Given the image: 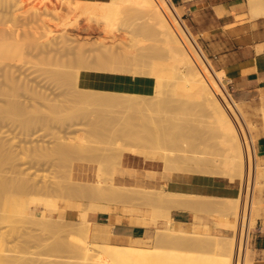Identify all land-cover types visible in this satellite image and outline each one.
<instances>
[{
    "label": "bare ground",
    "instance_id": "1",
    "mask_svg": "<svg viewBox=\"0 0 264 264\" xmlns=\"http://www.w3.org/2000/svg\"><path fill=\"white\" fill-rule=\"evenodd\" d=\"M61 1L62 0H60L59 2L61 3ZM63 3H67V4H65L67 6H65V5L63 6ZM63 3H61V4H62L63 8L65 7V9H64L65 12H67L66 7H68L67 10H70V11H68V13H70V14L66 13V15H69V17L71 19L73 18V21H75V25H77V28L76 27L75 28L78 29V31H77L78 35H80L81 32L83 31L84 35H87V36H84L83 34H81L80 36L77 35L78 36V37L76 36L77 38L75 36H72V37L67 36V38L70 37V39L68 38L69 41L70 40L74 41L77 39L80 41L76 42V44H78V46L75 43H73L74 45L77 46L76 47V46H73L72 43H69L68 39L66 38L67 40L64 42H61V43L64 45L69 44V45H71V47L73 46L76 48L75 49L73 47L69 48V46L67 45L68 47L65 46L66 47L65 49H68V48L69 49L66 50L65 52H64V50H65L64 47L60 48L59 46L56 45L59 43V42H56L57 36L55 35L56 36V38H54L55 40L52 39V40H54L55 46H57L58 49L60 48V50H58L56 47H54V50H58V51H60V53L57 51L55 53H58V54L54 55V53H53V56L51 58L54 59V62L52 61V59H50V56H47L48 57L47 59H50V60H48V61H50V63L52 61L53 63H55L58 66L62 65V68H59L60 66L57 68L56 67L52 68V67H54L55 64L52 65V63H51L52 69L49 67L48 71L51 69V71L54 74H56L54 76L55 77L58 76V78H56L57 81H60V79L63 77V80H61V82L63 84L71 83V84L65 85V88H68L66 86H70V85L73 86V89L76 92V94H75L76 98L71 97L72 95H69L71 93L70 91L72 89L69 91V88H68L69 92H67V91L64 92L66 89L64 88L65 90H63V87L60 86V84H59L60 88H62V90H63V91H60V93H59V91H58V93H56L57 98L60 102L51 103V104H47V105H48V107L51 108V110H54V111L56 110L55 113H57V111H60L58 109L60 108V106H62V103L64 101L66 102V100H68L69 98L77 99L74 102H79L77 104V107H79V108H77V107L74 108L76 106L75 103L73 104V106L75 105L74 107L69 108V106L72 104L67 102V104H69L67 106L68 109H66L67 107L65 108L66 104L63 105L62 109H66L63 111V114H66V113L69 114L68 110H70L71 108H72L71 111L72 110H75V111L79 110L80 106H78V105L80 103H82L83 105L87 104L85 106H89V105L95 106L96 108H98V110H99V108L101 109L104 106H107V107H105V109L103 108L100 111L101 112H111V118H112V112H115V113L118 112L119 113V114L117 113L116 116H115V113H113L114 116L117 118V120H115L117 122H116V124L114 123L115 127H114V129L112 128V130H114L113 133L116 132L118 134V136L116 138H119V140H121V141L115 142L117 145L114 147V152H113V155L115 154V156H113L115 158V160L113 161L112 164L110 163L111 165L109 164L107 167L106 163H108L109 160L107 161L106 159H105L106 163H103V162L100 163V161H98L100 164L98 163L99 165H97V167H96V178H95V180L89 181V182H81V183L77 182L78 185L74 184V186H76V187H74V189H72L77 193L76 195H80L81 197L86 196V195L93 196L95 198L94 200H96V201H94L95 203L92 202V204L90 201V207H92V206L95 207L94 208V211H95L96 205L98 206V209H100V206H101L102 207V209H100L101 213L108 214V216H107L108 220L106 222L105 221H103V222L98 221L97 220L98 214H92L90 211H87V210H89L88 208H85L87 212H84L85 211L84 208H83L84 211H81L78 202L74 200L75 202H77V203H74V202H72L73 201L72 199L70 202L71 211H70L69 216H68V218H71V220H68L65 222L60 221V220L56 219L55 217L49 216L48 214H47V216H35V217H32L30 219L32 222H34L36 224L39 223L41 226H44L43 227L44 229L46 227H49V229L55 228V230L53 229L55 232L56 229L59 228V230L57 229V231H59V233H60V229H64V231L63 230L61 231L63 234H64V232H66L65 229H67L68 232L69 231L71 233L73 232L72 234L68 233V235H71L73 240L75 239V241L73 243H77L76 242V235H75V237H73L74 233L77 234V240H78V235H79V238H80L79 242L80 243L78 244V246H75V247H74V245L72 246L74 248V250L76 251V255L79 257L80 256L85 257V258L87 257V260H88V257H90L89 258L90 260L93 257L92 260H95V261H89V260L88 261H80L77 263L72 262L71 260H64V261H59L58 264H73V263H75V264H111V263H113V264H251L249 258H246V256H245V253H246L245 249L247 247V242L250 241V230L251 229L248 231V237H247L246 231L249 228V224H250V217H251V212L253 209L252 199H254V197H253L254 187H256L255 184H257V183H255V182L258 179V178L256 179V177H257V175H256L257 160H256L255 153L253 151L252 137L248 133V127L250 124L242 121L240 113L238 112V110L234 106L233 99L231 98L230 94H228L222 86L223 78L227 76L225 70L224 69H215L212 67V65L209 62H207L205 60V58L203 57V55L201 54V52L197 48L194 40L192 39V37L188 33L187 29L185 28V26L182 24L179 17L177 16V13L175 11L172 0H73V1L64 0ZM63 8H61V9H63ZM250 10H251L254 18L256 16L259 17L260 15H263L264 14V5L262 4V0H250ZM59 12H61V11H58L56 14H54V15H56V17H55L56 19L54 21L58 20L55 23V25L56 26L62 25V26H60V29H62V30H66L67 28L70 29V27L66 26V25H68L67 23H69V22H67L65 20V18L67 19L68 17L65 16V13L63 12V10H62V12L64 13V15H63V13H59ZM101 18H104L105 22L108 24L110 31H113L110 27H112V28L114 27L116 29H119L121 24L120 25H118V24L122 23L123 26L125 25L131 29L130 30L128 28L129 31L132 32L131 35L123 36L127 40H125V38L122 39L121 36H120V38L116 37L114 32L117 34V30L115 29L116 31L114 30L112 36L110 35V33H112V32L109 33L111 38L108 36H107L108 37L107 38L105 35H103V36L101 35L99 38L95 39V41L91 40L92 41L91 42L90 38H89L90 34L92 35V34L96 33L97 30H98L97 31L98 33L100 32L99 29H97V27H99V26H97L95 28L94 26L96 24L93 26L92 22L94 21V19L99 21ZM83 20H85V22L81 23V21H83ZM54 21H52V22H54ZM73 21H72V23H74ZM69 25H71V24H69ZM81 25H83L84 27H81ZM114 25H116V26L118 25L119 28L114 26ZM65 26L67 28H65ZM123 26L121 27V29L123 28ZM89 27H91L90 31L92 29H94V30H92L93 33L89 32V30H88ZM108 27L106 28V30L108 29ZM81 28H86L87 30L84 31ZM76 29H75V31H76ZM80 29H81V32H80ZM108 32H109V30H108ZM108 32H107V35H108ZM4 33L6 34V30ZM136 33L137 34L138 33L139 34H146V35H143V37L145 36V39L144 38L143 39L144 40H152V41L144 42V40L141 39L142 35H140L141 37L138 36V38L135 37V36H137ZM133 34H135V35H133ZM147 34L151 35V36H147ZM1 35H3V32ZM62 35H63V33H62ZM3 36H0V39H2V38L4 39V41L3 40L0 41V69L3 70V73L5 74L6 78L9 79L10 85H12V86L10 87V85L8 84V81H6L5 84H6V86L8 84V87H10V88H14L13 91L16 90V93L18 92L17 89H19L20 87H22V89L24 88L25 92H26L24 95H25V98H27V101H25V100L23 101L21 99L20 100L19 99L13 100V97H12V101H10L9 100L10 98H8V100L10 101V102H8V100L6 98L7 101L4 99L6 101V102L5 101L4 102L7 104H4V107H6V105H8V104H10V105L7 106L5 111L3 110L4 107L1 108L0 112L1 111L6 112V110H7L6 113H7V115H9L8 112H10V110H11V113L16 115V117L17 116L23 117L25 115V118L29 117V115H31L32 117L31 118L29 117L30 122H31V120H33L32 122H34V119H33L34 116L30 112H28L29 109H27V108H28L30 103L35 105L38 97L45 98V96L40 95V93H38L36 91H30L31 88L28 87L29 86L28 84L25 83V85H24L22 83V81L20 82V81H18L17 78H15L16 76L14 77V74L11 71V69L6 66V65L12 66L13 65L12 62H11L12 65L10 63H8V64L5 63L3 65L2 62H4V60H21L23 58V53H24V52L22 53L21 50L23 49V47H25L23 45L25 40H29V41H31V40L37 41L38 40L37 43H39V45H40L39 47L41 48V44L39 42V41H41V38L39 40L38 38L35 39L36 36L35 37L30 36L31 37V39H30L28 36V38H26V39L23 38L24 42L22 44V41H21L22 36H21L18 39L21 42V44L23 45V46L21 45L22 49H20V46L16 42H10L9 39H8V42H6L7 40H5V39H7V38L5 36L4 37ZM58 36H60V34ZM63 36L61 38H63ZM113 36H115V37H113ZM18 37L19 36L16 35V38H18ZM73 37H75V38L72 40L71 38H73ZM94 38H96V36ZM64 39H60L59 41H62ZM44 40H46V39H44ZM28 42H25V43L30 44V46H31L32 41L30 43H28ZM65 42H68V43H65ZM118 42H119V44H118ZM34 43H32V44L35 45L36 43L35 44ZM41 43H43V42H41ZM36 45L38 46V44H36ZM262 45H264V44H262ZM44 47H43V51L46 50V49H44ZM61 47H62V45H61ZM49 49H51V48L49 47ZM92 49H95L97 52L95 50H92ZM34 50H35V47H34ZM54 50H51V51H54ZM89 50H91L90 51L91 53L87 52ZM258 50H261V46L258 48ZM32 51H33V49H32ZM35 51H33V52H35ZM40 51H41V49H40ZM28 53L31 54V52H28ZM28 53H26V54H28ZM39 53H41V52H39ZM32 54H34V53H32ZM36 54H37V52H36ZM69 55H70V58L68 61L65 59H61L62 57L64 58V56H69ZM24 57H26V55ZM71 60L72 61L75 60L76 63L72 62V64L70 65L71 68L69 70H68V68L64 69V67L67 66L68 62ZM46 69L47 68H45V70ZM60 71L63 72V75L61 74L62 72H60ZM105 72L117 73L118 75H121L124 77H128V76H126L127 73H131L135 76V77H133L134 79L140 78V75H147V76H149V80H153V84H152L151 88H148L146 86H139V85L136 86V85H128V84H124L122 86H119L116 83H107L104 81H100L96 76H94L96 74H103ZM59 73L62 75L61 78H60L61 75L59 76ZM4 74H2V75H4ZM106 74H108V73H106ZM50 75L52 76L51 73H50ZM91 77H93V79ZM22 84L24 85V87ZM0 86H1V84H0ZM8 87H6V88H8ZM2 90H4V89H2ZM5 91L6 90H4L3 92H5ZM22 91H20V92H22ZM0 92L2 93V91H0ZM7 92H8V89H7ZM65 93H68V95L70 97L68 95H65V97L68 96L69 98L66 97L65 98L66 100L61 102L64 98L62 99L61 98L62 95H60V94H65ZM72 93L74 94V92H72ZM151 93H152V95H151ZM21 94H23V93H21ZM14 95H15V93L12 96H14ZM10 96H11V94H10ZM18 96H19V94H18ZM16 97L14 96V98H16ZM72 99H70V101H72ZM173 99H178V100L180 99L181 101H183V103L187 99V102H185V103H189V102H192L193 104L196 103V105H194V106L200 105L201 107L200 106L199 107L203 108L200 111L203 112V110H206L205 111V114L207 115L206 116V118H207L206 122L209 123V125L212 123V121L215 122V124L214 123H212V124H214L215 129H217V133L219 132L218 136H219V134H220V136L224 134L223 136L226 138L228 143L222 142L224 139L223 136H222L223 139H222V137L219 136L222 139V141H221V139H219V140L222 143H224V146L226 145V148H227L226 150L229 149V146L231 148V152H230V150H228L227 152H230V154L228 153V156H230V157L232 156V159L229 157L228 160H230L229 164H231L230 165L231 174H233L235 176V178L233 179V180H235L234 183H236L238 181V179L241 181V179L245 177V173H246V177H245L246 183L244 185V192H243V198H242V204H241L242 208L240 207V203H241V201H240L241 191L240 190L235 195H228L226 200L222 198L223 200H225L223 202L224 203L223 205L225 207V208L223 207L224 213L221 212L222 216L218 215L215 223L219 226H223L224 228L231 229L232 231H234V234H232V235L218 234V237H221V240L219 238L220 242H219L218 238H216L215 235H212L211 238L208 236L209 239L206 236L207 240L205 238H203L202 234L206 232V223L201 222V221H193L192 228H178V227L171 226L172 221L177 219L172 215V212H171L172 207H174V208L176 207L177 209L181 208L182 210L184 208L191 207V206H188L190 202H188L189 200L187 197H186L187 201L183 197L180 198L179 195L181 193L179 192V190L169 189V188L164 190V189L156 187V186L136 187V186H131V185H127V184H122V183H119L115 180V176H116L117 171L130 170V169H135V168H142V169L148 170V173L150 176H156V175L161 174L163 176L171 177L174 173L173 172L174 170H176V169L180 170V168H184L182 166L185 164H182V163H184V161H186V160H188L186 162H189V161L194 162L196 160V162L200 165V168L202 167L201 169L196 168V170H198V171L201 170V171H199L200 173L202 172V173L206 174V172H207L208 174L213 173L210 175H215V171L217 172L216 167H218V165L217 164L213 165V167L216 170L213 167H211V164L208 165L209 163L212 162V161L210 162V158L208 156H207L208 159L206 158L207 161L204 160V164H203L202 160L205 159V157H206L204 155L205 157L203 159L201 158L202 157L201 155L203 153H201V155H200L201 157H200L198 155V153L197 154L195 153V149L193 150V148H192L194 153L199 156L198 160L201 159L198 162L196 155H194L195 159L193 158V160H191L192 158H190V156H187L189 153H187L186 156H185V154L180 155L179 153H178L179 154L178 155V154H176V151L173 149L174 146L171 148L172 145L176 144L175 142H178V141H176L177 137H172L173 136L172 133L174 131L171 133V131L167 130L168 127H170L169 125H172L170 119L168 120L167 118H165L166 115L165 116L163 115L164 117H162L160 114H161L163 108L167 109V111H168L167 113H169L171 108L169 107L170 110H168V108H166V107L169 106L170 103H172ZM175 103H176V101H175ZM1 105L2 104H0V106ZM181 105H182V103H181ZM173 106L174 105H172L171 107H173ZM186 106H187V104H186ZM190 106H192V105H190ZM9 107H10V110L8 111ZM95 107H93V109H95ZM81 108H82V106H81ZM91 109H88L87 111L93 113ZM89 110H91V111H89ZM102 110H104V111H102ZM148 110L150 113H148ZM188 110H190V109H188ZM65 111H67V112H65ZM75 111H73V112H75ZM84 112H86V111H84ZM84 112H82V115H86V114H83ZM96 112H98V111H96ZM11 113H10V115H11ZM77 113H79V111H77ZM47 114H48V112L46 113V115ZM59 114H60V116L63 115L60 112H59ZM68 114H66L67 117H65L66 116L65 115L64 118L70 119L74 113L71 112L72 116L69 114L70 117H68ZM79 114L81 115V112ZM94 114H95V110H94ZM98 114H100V113H98ZM165 114H166V111H165ZM181 114H184V113H181ZM5 115H6L5 113H4V115H3V113L1 114V116H3V117ZM7 115H6V117H7ZM57 115H58V113H57ZM74 115H75L74 117H76V114H74ZM87 115L89 116V113ZM92 115L90 114V116H89L90 120L92 119V117H94ZM103 115H104V117L106 116L105 114H103ZM178 115H177V117H179ZM45 116L43 115V118ZM60 116H58V117H60ZM109 116H110V114H109ZM22 117H19V118H21V120H23V123H25V121L28 120V118H26V120H24V119H22ZM101 117H102V115H99V119H96V120H103L104 118L100 119ZM47 118H49V115H48V117L46 116V119ZM60 118H62V117H60ZM95 118H98V117H95ZM95 118H93V120H91L90 122L87 120L89 122L88 124H90L93 121L91 124L94 125V119ZM204 118H205V116H204ZM211 118H213V119H211ZM0 119H1V117H0ZM2 119L4 120L5 118H2ZM12 119H10V121H12ZM52 119H55V117ZM208 119H209V122H208ZM61 120H60V122H61ZM111 120H114V119L112 118ZM4 121H2V122H4ZM14 121H16V120H14ZM52 121H54V120H52ZM106 121H108V122H106ZM210 121H211V123H210ZM2 122H1V124H2ZM7 122H8V120H7ZM18 122H20V121L18 120ZM35 122H36V118H35ZM55 122H57V120H55ZM105 122H106V124L109 123V118H108V120L106 119ZM176 122H174V120H173L172 123H176ZM10 123L12 124V122H10ZM20 123H21V131H22L23 125H22V122H20ZM26 123H27V121H26ZM96 123H98V121ZM99 123L101 124L102 122H99ZM4 124H2L1 127L2 126L6 127ZM9 124L6 123V125H9ZM15 124H17L18 127L20 126L19 123L14 122V125ZM111 124H113V122L112 123L110 122L109 126ZM95 125H97V124H95ZM243 125H244V128H243ZM12 126H13V124H12ZM100 126H98L96 128L98 129ZM30 127L28 125V128H30ZM90 127H92V126H90ZM103 127L105 128L106 126H103ZM194 127H196V126H194ZM197 127H199V126H197ZM24 128L26 130L27 125H25ZM92 128H90V129L92 130ZM107 128L108 127H106L105 131H101V129H100V131L105 132V134H107L108 133ZM179 128H180V126H179ZM4 129L5 128H3L2 130H4ZM95 129H93L91 131L92 133L95 131L94 134L96 132H98ZM176 129H175V131H176ZM18 130H19V128H18ZM102 130H104V129H102ZM112 130H110V131L112 132ZM220 130L223 134L220 132ZM0 131H1V129H0ZM106 131H107V133H106ZM185 131L187 132V130H185ZM2 132H1V134H2ZM182 132H183V130H182ZM183 133H185V132H183ZM193 133H195V132L193 131ZM200 134H202V133H200ZM95 135L98 136L99 134H95ZM214 135H212V139H213ZM102 136H104V135L102 133H100V136H98V137L101 138ZM105 136H107V135H105ZM174 136H177V135L174 134ZM0 137L2 138L4 136H0ZM98 137L95 136V139L93 137H92V139H94V141H95L97 138L96 141L100 140V142H104L103 139L98 140ZM108 137H111V136H108ZM89 138H88V140H87V138H85L84 140L77 142V143H70V142H67L65 140H63V141L61 140L62 142L58 141L60 143H57L59 145L56 144L59 147V151H57V152H61L60 151V148H61L62 152L64 149H65L64 152L65 151H67V152L72 151L71 152L72 155H73V153H74V155L76 154L78 157L76 155H75V157L78 159H80V158L85 159V157H89V156H92V157L95 156L96 157L98 155L99 151L97 152L95 150L99 149L98 146L100 144L99 145L96 144L97 148H95V146L94 147L91 146V144L93 145V143L90 144L88 142ZM116 138L114 136V139H116ZM192 138H191V140H192ZM0 140H2V139H0ZM3 140H4V138H3ZM104 140L106 141V138H104ZM111 140L112 139H110V141ZM194 140H195V138H194ZM194 140H193V142H194ZM210 140H209V142H210ZM107 141H108V139H107ZM198 141H200V140H197L196 143H198ZM202 141H204V140H202ZM5 142L6 141H2V144H0V145L3 146L5 144ZM117 142H119V145L117 144ZM168 142H169V144L172 143V145H170V147H167L168 145L167 146L165 145ZM190 143H191V141H190ZM212 143H214V142H212ZM212 143L209 145L212 146L213 145ZM185 144H187V143H185ZM227 144H228V147H227ZM179 146H180V144H179ZM205 146H203V147L205 148ZM215 146H216V143H215ZM58 147L56 148V146H55V149H58ZM68 147H70L69 150H67ZM203 147H202V150H204ZM107 148H109V147H107ZM110 148H111V150H113L112 147H110ZM183 148H184V146H183ZM0 149H1V147H0ZM10 149L8 148V150H10ZM52 149H54V148H51V150ZM102 149L105 150L104 147ZM185 149H186L185 151L187 152L188 150L186 147H185ZM188 149H189V147H188ZM198 149H199V147H198ZM1 150H0V152H2ZM6 150H7V148H6ZM6 150H5V152H6ZM109 150L110 149H108V151ZM214 150H215V148H214ZM45 151L47 152V150H45ZM106 151L107 150L100 152V154L98 156L100 157L101 153H103V157L105 156V158H107L106 157V153H107ZM190 151H191V148H190ZM40 152H42V151H40ZM44 152H43V154H45ZM54 152H56V150ZM201 152H203V151H201ZM208 152H209V150H208ZM3 153H4V151H3ZM7 153L9 156V151ZM204 153H205V151H204ZM231 153H233V155ZM46 154L49 155L48 153H46ZM60 154H62V153H60ZM65 154H67V153L65 152ZM205 154H209V153H205ZM38 155H41V154H38ZM109 155L112 157V152H111V154H108V158H109ZM191 155H193V154H191ZM10 156H9V158H10ZM13 156H14V153H13ZM70 156L71 155H69V157ZM122 156H124V157L122 158ZM1 157L5 161L6 158H3L4 156H0V158ZM61 157L65 158V160L62 158L63 162L64 161L68 162V159H67L68 155H66V157H65V155H62ZM71 157L74 158V156H71ZM99 157L97 159H102V161H103V157L102 158H99ZM111 157H110V159H113ZM187 157H189V158H187ZM72 158H71V160H69V163L73 161ZM90 158L91 157H89V160H90ZM120 158H122V160ZM181 158L182 159L185 158V160L184 159L182 160ZM218 159L216 158L215 160L218 161ZM58 160L60 161V159H58ZM212 160H213V158H212ZM180 161H182V163ZM7 162H8V159L5 163H7ZM67 162H65V163H67ZM179 162H180V164H179ZM206 162H207V164L205 165ZM230 162H232V163H230ZM5 163L3 162L2 164L4 165ZM59 164H58V166L61 168L62 164H61V166ZM178 164L179 165L182 164L181 167L179 166L180 168L178 167ZM212 164H214V163H212ZM69 165H72V163ZM201 165H205V166H201ZM207 165L211 167L210 170H209V167ZM2 166H0V167H2ZM105 167H107V168H105ZM188 167H190V166L188 165ZM188 167H186V168L188 169ZM232 167L235 171H233V169L231 170ZM63 168L65 169V167H63ZM191 169L188 171H191ZM213 169H214V171H212ZM67 170H68V168L65 170L66 173H67ZM70 171L71 170L69 168V172ZM104 171L110 173V177L105 178L103 175ZM232 171L236 172L235 174H237V177L234 173H232ZM244 171H245V173H244ZM180 172H182V171H180ZM243 174H244V177H243ZM62 175H63V173H62ZM217 175H219V174H217ZM57 177L58 176H56V178ZM68 177H70V173H69ZM27 178H29V177L27 176ZM232 178H231V181H232ZM8 179H9V177H8ZM15 180H18V179H15ZM24 180H25V177H24ZM55 180H57V179H55ZM5 181H6V178L4 181L1 180L0 185L4 186V188H6L8 190L7 186H5V185L9 182L8 181L5 182ZM11 181H14V180L12 179ZM19 182H18V184H19ZM27 182H28V180H27ZM24 183H23V185H24ZM28 183H30V182H28ZM62 183H64V181H62ZM62 183H60L61 186H62ZM10 184H12V183H10ZM10 184H8L9 187H10ZM18 184H16L17 187H18ZM29 186H31V185H29ZM44 186H45V184H44ZM61 186H60V188H61ZM60 188H58V189L60 190ZM10 189L11 188H9V192L12 193V190L10 191ZM14 189H15V187H14ZM19 190H20V188H19ZM3 191H6V190H2V192ZM55 191H57V190H55ZM47 192H48V190H47ZM4 193L5 192H3V194ZM45 196H47V195L45 194ZM177 196H179V197H177ZM76 197L79 198V196H76ZM93 197H91V198H93ZM210 197H211V195H210ZM1 198L2 197H0V199ZM87 198L85 197V199H87ZM179 198L182 200V202ZM196 198H198V197H196ZM224 198H226V197H224ZM206 199L203 198L201 200V198L200 199L198 198L200 203H201V201H205ZM219 199H221V197H219ZM183 200L185 202H183ZM209 200H211V201L209 202ZM21 201L22 200H19V202H21ZM206 201H207L206 204L208 205L207 206L208 211H209V208H210V210L211 209L213 210L212 212H215L214 209H216V213H217V209H219L218 206L220 204H216L217 208H214L215 200L207 199ZM41 203H46V199L38 198L35 200L34 198L30 197L29 200H27V202L25 203V205H15V210H19L20 212H29L28 210L32 206H35V208H37V209H35L34 212L38 213V208H39V205ZM81 203L84 204V202H81ZM86 203H88V202H86ZM127 203H130V205L132 204L133 206L132 205L128 206ZM184 203H185V205L187 204V206H183ZM192 203H193V201H192ZM208 203L213 204V205L211 206ZM215 203H218V202L216 201ZM88 204H86V205H88ZM195 204H193V205L195 206ZM190 205H192V204L190 203ZM1 206H2V204H0V207ZM196 206H198V204H196ZM196 206L191 207V208H193V210H194V208H196ZM200 207L201 206H199V210H201ZM239 207H240V215H239ZM118 208H120V209L126 208V210L129 212V217H130L129 221L131 223L149 224L154 219H167L169 225L167 228H162V227L157 228L155 240H154L155 246L151 245V246L145 247V246H137V245H133V244L119 243V244H115V246L109 247L108 251L106 252V254H107V256H106L105 252L102 253V250H103L102 241L104 240V238H106V240H107V238L110 237L111 227H113L112 226L113 223L119 219L118 217H115V215H114V210L118 209ZM98 209H97V211H98ZM195 210H198V209H195ZM0 211H2L1 208H0ZM218 212H219V210H218ZM1 214H2V212H1ZM2 217H3V215L0 218H2ZM82 218H85L87 220L82 221ZM190 219L193 220V215H191ZM39 224H37V225H39ZM55 234L57 235L56 232H55ZM51 235L52 234H50V236ZM64 235L66 237H68L67 240H65L66 237L62 236V238L63 237L65 238V239L63 238L64 241L70 243L71 239L69 238V236H67V234H64ZM212 237H215L216 240ZM236 237H237V239H236ZM40 238H41V235H40ZM57 238L59 240V238H61V236L59 235V237H57ZM62 238L60 239V242L58 241L57 243L61 244ZM54 239L55 238L52 239V242L54 241ZM69 239H70V242H69ZM211 239L214 242V246L216 245L215 247L216 248L218 247V249H215V247L213 246V243L211 242ZM209 240L211 242L210 244H209ZM56 241H57V239H56ZM215 241L219 242V244L216 243ZM65 242H63V243H65ZM54 243H56V242H54ZM54 243H51V244H53V246H55V250H58V248L60 249V247L63 244L62 243L60 246L58 244L54 245ZM73 243H70L69 246H67V247H70V245H72ZM84 243L86 246L84 245ZM87 243H89V244L91 243L90 244L91 246L90 247L87 246ZM56 245H58V248H56L57 247ZM66 245H67V243H66ZM211 246L214 247L215 250H213V248H211ZM63 247H65V245H63ZM72 247L69 248L70 251H71ZM113 247H116V248H113ZM202 247L203 248L205 247L204 248L205 251L200 252L202 250ZM207 247L209 248V250L211 248V250H210L211 252L213 251V253H211L212 257L209 256L210 254L207 255V253H205V252L209 251ZM198 248L200 249L199 251L197 250ZM64 249H61V250H64ZM206 249H207V251H206ZM217 250L219 251V253H217L218 252ZM66 251H68L67 248H66ZM103 251H106V250H103ZM90 254H92V255L95 254V257H96V255L97 256H99V255L103 256L104 261L98 260L97 259L98 257H96L94 259V255L91 256ZM214 254H215V256H216V254H217V256L220 255L219 259L217 258V256H216V259L214 258L216 260L215 262H213V259H212ZM70 255L74 256V254L73 255L69 254V256ZM105 256L107 257L108 261H105V259H106ZM14 261H16L17 264H20L23 260H22V258H20V259L17 258ZM109 262H111V263H109Z\"/></svg>",
    "mask_w": 264,
    "mask_h": 264
},
{
    "label": "rangeland",
    "instance_id": "2",
    "mask_svg": "<svg viewBox=\"0 0 264 264\" xmlns=\"http://www.w3.org/2000/svg\"><path fill=\"white\" fill-rule=\"evenodd\" d=\"M59 1L58 0L57 1L56 0H53V1L52 0H0V36H3V35L5 36L7 34L5 36L7 38V39H5V40H7L6 42H8V39H9L10 42H16L20 46V49H22V46L23 45L25 46L21 50L22 53L24 52L23 53V58L21 60H4V62H2V64L4 65L5 63L6 64L10 63L12 65V63H13L12 66H8V65H6V66L11 69V71L14 74V77L16 76L15 78H17L18 81H20V82L22 81V83L24 85H25V83L28 84L29 85L28 87L31 88L30 91H36V92L40 93V95L45 96V98L38 97L37 98V102L35 103V105L32 104V103H30L29 106H28V108H27V109H29L28 112H30L34 116L33 117L34 122H32L33 120H31V122L33 124L30 122V119H29V117L30 118L32 117L31 115H29V117H26V118H28L29 121L26 120L25 115L23 117L22 116H17L16 117V115H14V114L11 113L10 107L8 109V111L10 110V112H8V113H9V115L11 113L12 116L11 115L10 116L7 115V113H6L7 110H6V112H4V111L7 108V106L10 105V104L6 105V107H4V104H7L5 102L8 100V98H10L9 99L10 101H12V97H13V100H15V99H19L20 100L21 99L23 101L24 100L27 101V98H25V95H24L26 93L24 88H23L24 90L22 89V87H20L19 89H17V91H18L17 93L19 94V96L16 93V90L13 91L14 88H10L12 85H10L9 79L6 78L5 74L3 73V70L0 69L1 70L0 71V84H1L0 91H2V93L0 92L1 93L0 94V98H1L0 99V104H2L0 106V109L4 107L3 108L4 111H1L0 112V117H1V119L2 118H5L4 119L5 121L3 119L2 120L0 119L1 120L0 121V129H1L0 134L3 131L0 136H4L2 138L0 137V139H2V140H0L1 141L0 144H2V141H6L5 144L3 143L4 144L3 146L0 145V147L2 149V150L0 149L2 151V152H0V156H4L3 158H6L5 161H4V159H2V157L0 158V161H1L0 162V166H2L3 165L2 163L3 162L5 163L7 161V159H8V162L5 163L2 167H0L1 168L0 169V181L1 180L4 181L5 178H6V181L5 182H7V181L9 182V183H7L5 185V186H7L8 190L6 188H4V186H1L0 185V188H1L0 189V192H1L0 193V197H2L0 199V204H2V206H3V207L2 206L0 207L1 210H2V211H0V217L3 215V217L0 218V264H17L16 261H14L17 258H19V259L22 258L23 261L20 264H58L59 261H64V260H71L72 262H76V263L77 262H80V261H88V260L89 261H95V260H92L93 257L91 258V260L89 259L90 257H88V260H87V257L86 258L85 257H82V256L79 257V256L76 255V251L74 250V248L72 246L73 245H74V247L75 246H78V244L80 243L79 242L80 241L79 235H78V240H77V234L74 233L73 237H75V235H76V242L77 243H73L75 241V239L73 240V238L71 237V235H68V233L70 234L71 232L70 231L68 232V230L65 229L66 232H64V234H67V236H69V238L71 239V242H70V239H69V242L70 243H73L72 245H70V247H72L71 248V251L73 250L71 252L69 250L70 247H67V246H69L70 243L64 241V239H65L64 237H66V236L61 232L62 230L64 231V229H60V233H59V231H57V229L59 230V228H57L56 231H55L57 233V235H56L55 232H54L55 228H53L54 230L52 228L49 229V227H46L44 229L43 228L44 226H41L39 223H37V224H39V225H37L36 223H34V222H32L30 220L32 217H35V216H47V214L49 216H51V217H55L56 219H58L60 221H64L65 222V221L71 220V218H68L69 213L71 211V208H70L71 199L73 200L72 202H74V203H77L78 202L81 211H84L83 208L84 209L85 208H88L89 210H87V211H90L92 214H99V213H101V210H100V209H102L101 206H100V209H98V206L96 205V210L95 211H94V208L95 207H93V206L90 207V201H91V204H92V202L96 201V200H94L95 198L93 196L86 195V196L81 197L80 195H76L77 193L74 190H72V189H74V187H76V186H74V184L76 185L77 182L78 183H81V182H89V181L95 180V178H96V167L101 162L106 163L105 159L107 161L109 160V162L106 163L107 167H108V165L110 163L112 164L113 161L115 160V158L113 157V156H115V154L113 155L114 147L117 146L115 142L116 141H119V142L121 141V140H119V138H116L118 136V134L116 132L113 133L114 130H112V128L114 129V127H115L114 123L116 124V122H117V121H115V120H117V118L115 116H116V114L118 112H116V113L115 112H112V118L114 120H111L112 119L111 118V112H101L100 111L103 108L105 109V107H107V106H104V107L102 106L103 108H101V109L99 108V110H98V108H96L95 106H90V105L89 106H85L87 104L83 105L82 103H80L78 105V106H80V109L79 110H76V111L75 110H72L71 111L72 108L70 110H68L70 115H71V112H72V113L76 114V117H74L75 115L73 114V116L71 115L73 118L72 117L70 119L69 118L68 119L64 118V116L66 114H68V113L63 114V111L66 110V109H68L67 106L69 104H67V102L70 103V104H72V105L69 106V108L70 107H74L75 105L76 106L74 108H76L77 107V104L79 103V102H74V101L77 100V99H75L76 98V95H75L76 92L73 89V86H71V85L70 86H66V87L69 88V91L72 89L70 91L71 93L69 95H72L71 97H75V98H73V99L72 98H69L70 96L68 95V93L60 94V95H62V97L61 96L60 97L62 99L64 98L61 102H63L64 100H66L65 98L68 97V96H69L68 97L69 99L66 100V102L64 101L65 103L64 102L62 103V106H60V108L58 109L60 111H57L58 115H57V113H55L56 110L55 111L54 110H51V108L48 107V105H47V104H51V103L60 102L58 100V98H57L56 93H58V91L60 93V91H63L65 89L66 90L64 92H66V91L69 92L68 91V88H65V85L71 84V83H68V84L65 83V84H63L61 82V80H63V77H62L63 72L62 71H60V72H62L61 73L62 75L59 73V76L61 75L60 78L61 77L62 78L61 79L59 78L60 81H57L56 78H58V76L55 77L54 75H56V74H54L51 71V69L52 68H55V67L57 68L59 66H60L59 68H62V65H59L58 66L55 63H53L54 62V59H52L51 57L53 56V53H54V55L55 54H58V53H55L56 51L60 53V51H58V50H60V48H63L64 47V49H65L66 48L65 46H67V45L69 46V48L71 47V45H69V44H67V45L65 44L64 45V44L61 43V42L66 41L68 38L70 39V37L67 38V36H71V37L72 36H75L76 37L78 35V33H77L78 29H76L77 28V25H75V21H73V18L71 19L69 17V15H66V13L67 14H70V13H68V11H70V10H67L68 7H66L67 8L66 9L67 12H65V10H64L65 7L63 8L62 7V4H61V3L64 2V0H62L61 3ZM67 1H69V0H67ZM71 1H73V0H71ZM65 4H67V3H63V6ZM262 4L264 5V0H262ZM65 6H67V5H65ZM61 8H63V9H61ZM248 8H249V15L251 17H253L252 12L250 10V0H249ZM62 10L65 13V16L68 17L67 19L65 18V20L67 22H69V23H67L68 25H66V26L70 27V29H68L65 26V28H67V29L66 30H62V29H60V26H62V25H60V26H58V25L56 26L55 25V23L58 20L54 21L56 19L55 18L56 15H54V14H56L58 11H61L59 13H63ZM179 10H180V14H181V19L193 31L192 26L183 17V10L180 7H179ZM64 13H63V15H64ZM260 16H262V15H260ZM52 21H54V22H52ZM72 21L74 23H72ZM84 22H85V20L81 21V23H84ZM69 24H71V25H69ZM120 24L122 25V23H119L118 25H120ZM92 25L93 26L95 25L94 26L95 28L97 26H99V27H97V29H99L100 32L98 33L97 32L98 30L96 29L97 30V31L95 30L96 33H94L92 35L90 34V37H89L90 38V41L91 40L92 41L93 40L95 41V39L99 38L101 35L102 36L105 35L106 37L108 36V37L111 38V36L113 35L114 30L116 29L114 27L113 28L110 27L113 30V31H110V29L108 27V24L105 22L104 18H101L99 21H97V20L94 19V21L92 22ZM118 25L117 26L114 25V26L118 27ZM121 25H120V28L118 27L119 29H116L117 30V34L115 32H114V34H115L116 37H119L120 38V36H121V38L123 39V38H125L123 36H129V35H131L132 32L129 31L130 28L127 27V26H125V25H124L125 27L122 25L123 26V28H122L123 30H122L121 29V27H122ZM81 27H84V26L81 25ZM107 27H108V29L106 30ZM90 28L91 27L88 28L89 32L90 33L91 32L93 33L92 30H94V29H92L90 31ZM75 29H76V31H75ZM81 29H83L84 31L87 30L86 28H81ZM81 29H80V32H81ZM5 30H6V34L4 33ZM108 30H109V32H108ZM106 31L108 32V35H107V32ZM2 32H3V35H1ZM82 32H81V34L84 35V32L83 33ZM110 32H112V33H110ZM62 33H63V35L65 34L66 36L64 35L65 36L64 37L62 35ZM109 33H110L111 36L109 35ZM193 33L195 34V36H196L198 42L200 43V45L204 48V50H205L206 54L208 55V57L211 58V56L208 54V52H207V50L205 48V45L203 44L202 40L199 38V36H197V34L194 31H193ZM59 34H60V36H58ZM97 34L98 35L100 34V35L98 36ZM138 34L136 33V35H137V36H135L136 38H138V36L141 37L140 35H142V38L141 39H143V38L145 39V36L143 37V35H146V34H139V35ZM16 35L19 36V37L16 38ZM55 35L57 36V38H56ZM61 35L63 36V38H61L62 37ZM80 35H78V36H80ZM133 35H135V34H133ZM21 36H22V40L21 39L20 40L22 41V44L24 42L23 41V38L26 39V38H28V36H29L30 39H31L30 36H34V37L36 36L35 39L38 38L39 40L41 38V41H39L40 44H41V48L39 47L40 46L39 43H37L38 40L37 41L35 40L36 42L34 40H31L32 42L29 41V40H25V42H28V41H29L28 43L31 42V46L32 47L30 46V44H27L25 42L22 45L21 42L18 40ZM84 36H87V35H84ZM95 36H96V38H94ZM115 36H113V37H115ZM147 36H151V35H148L147 34ZM75 37H73L71 39L73 40ZM54 38H56V40H57L56 42H59L58 44H56L57 46L60 47L59 49L57 48V46H55V43H54V40L55 39ZM44 39H46V40H44ZM52 39H54V40H52ZM60 39H64V40L59 41ZM69 39H68V42L69 43H72L73 46H76V45L78 46V44H76V42H79L80 40H78V39L77 40H74V41H71L70 40L71 41L70 42ZM2 40L4 41L3 38L0 39V41H2ZM125 40H127V39L125 38ZM33 41L36 44H38V46ZM149 41H152V40H144V42H149ZM41 42H43V43H41ZM68 42H65V43H68ZM32 43H34L36 46L33 45ZM73 43H75L76 45H74ZM118 44H119V42H118ZM61 45H62V47H61ZM260 46H261V49H264V45L261 44V45H259V47ZM34 47H35V50L36 51L34 50ZM43 47H44V49H46L45 51H43ZM49 47L51 49H49ZM54 47H56L58 50H54ZM76 47H73V48L75 49ZM197 48L199 49V51L201 52V54L203 55V57L205 58V60L208 62V60L205 57V55L203 54L200 46H197ZM32 49L35 52H33ZM40 49H41V51H40ZM68 49H65L64 52L66 50H68ZM51 50H54V51H51ZM92 50H95V49H92ZM27 51L28 52H31V54L28 53ZM90 51L91 50H89L87 52H90ZM36 52H37V54H36ZM39 52H41V53H39ZM26 53H28V54H26ZM32 53H34V54H32ZM25 55H26V57H24ZM47 56H50V59H52L53 62L51 61V63H52V65L55 64L54 67H52L50 61H48L50 59H47L48 58ZM69 58H70V55L69 56H64V58L62 57L61 59H65V60L68 61ZM211 60L213 61L212 58H211ZM72 62L76 63L75 60H73V61L71 60V61L68 62V65H67L68 67L65 66V65H64L65 67L63 66L64 69L65 68H68V70H69L71 68L70 65L72 64ZM49 67L50 68L52 67V68L48 71ZM45 68H47V69L45 70ZM50 73L52 74V76L50 75ZM105 73H111L112 74V72H105ZM2 74H4V75H2ZM113 74H117V73H113ZM126 76H128L129 78L135 77L131 73H127ZM140 77L141 78H147L150 86L152 87L153 80H149V76H147V75H140ZM6 81H8V84L10 85V87H8V84L6 86V84H5ZM59 84H60V86L63 87V90H62V88H60ZM24 85H23V87H24ZM6 87H8V88H6ZM225 88H226V91H228L229 93H231L233 95H237V93H232L231 90L228 89L227 85H225ZM2 89L6 90V91L3 92L4 90H2ZM7 89H8V92H7ZM20 91H22V92H20ZM13 92L15 93L14 96L15 97L17 96L16 98H14V96H12L14 94ZM72 92H74V94ZM261 92L259 94H256L249 101L239 99V104L234 102V106L238 110V112L240 113L242 121L250 124L249 127H248V133L252 137L253 151L255 153L256 160H257V166H256V175H257V177H256V179L257 178L258 179L255 182L257 184H255L256 187H254V193H253L254 194L253 195L254 199H252L253 209H252V212H251L249 228L247 229L246 234H248V231L250 229L252 230V229H254L257 226L258 221L262 220L264 222V160L257 153V149H256V147L254 145V140H255L254 139V134H256L257 128L260 129L259 135L264 134V93H261ZM9 93L11 94V96H10ZM21 93H23V94H21ZM65 95H68V96L65 97ZM151 95H152V93H151ZM6 98H7V100H6ZM70 99H72V101H70ZM9 100H8V102H10ZM175 101H176V103H175ZM185 102H187V99L185 100ZM185 102L183 103V101H181L180 99L179 100L178 99H173L172 103H170V105L166 107V108H168V110H170V108H171V110L169 111V113H167L168 112L167 109L163 108V110H162V112L160 114L162 117H164L166 115L165 118H167L168 120L170 119L172 125H169L170 127H168L167 130L171 131V133L174 131L172 133V135H173L172 137H177L176 138V141H178V142H175L176 144H174V145H172V143L169 144V142L167 144H165V145L166 146L168 145L167 147H170V145H172L171 148L174 146L176 149L174 147H173V149L176 151V154H178V153L180 155L185 154V156H186L187 153H189L187 156H190V158H192L191 160H193V158L195 159L194 155H196L197 153H198L199 156L201 155V153H203L201 155L202 157L200 156L202 159L206 156L205 159L202 160L203 161L202 162L203 164H204V160L207 161V159L209 157L210 158V162L211 161L212 162L211 163L208 162L209 163L208 165L211 164V167H213V165H216L217 164L218 167H219V168L216 167L217 168V172L215 171V175L219 174L217 176H223L224 178H227L228 181L230 180L229 182L234 183L235 180H233V179L235 178V176L233 174H231V171H230V165L231 164H229V161L230 160H228L229 157H230V156H228V153L230 154L231 148L229 146V149L228 150H230V152H227L228 150H226L227 149L226 148V145L224 146V143H222V142H227L228 143V141L226 140V138L223 136L224 134L220 130V132L223 135L220 136V134H219V136L220 137L223 136L224 139H225L224 140L223 137H222V139H223V141H222V139L218 136V133L219 132L217 133V129H215V127H214L215 122L212 121V123H214V124H212L211 121H210V123H211L210 125H209V123L206 122L207 121L206 120L207 119L206 118L207 115L205 114V111L206 110H203V112H204L203 113L202 111H200L201 109H203V108H200L201 107L200 105L194 106V105H196V103L193 104L192 102H189V103H185ZM74 103H75V105L73 106ZM181 103H182V105H181ZM186 104H187V106H186ZM63 105H65V108L66 107L67 108L66 109H62ZM172 105H174L173 106L174 108L171 107ZM190 105H192V106H190ZM81 106H82V108H81ZM93 107H95V109H93ZM77 108H79V107H77ZM88 109H91L93 113L88 112L87 111ZM188 109H190V110H188ZM91 110H89V111H91ZM94 110H95V114L96 113L97 114L100 113V114H98V115L96 114L95 115L94 114ZM149 110H148V113H150ZM73 111H75V112H73ZM77 111H79V113L81 112V115L79 113H77ZM84 111H86V112H84ZM96 111H98V112H96ZM102 111H104V110H102ZM165 111H166V114H165ZM47 112H48V114L46 115ZM59 112L62 113L63 115L60 116ZM65 112H67V111H65ZM82 112H84L83 114H86V115H82ZM2 113H3V115L5 113L7 115V117L8 118L10 117V118L8 119L6 117V115L4 117L1 116ZM88 113H89V116H90V114L91 115L93 114L92 116H94V117L91 116L92 117L91 120H93V118H95V117H98V118H95L94 119V125L91 124L93 121L90 123L91 125L88 124L91 121L89 119V116L87 115ZM113 113H115V116H114ZM181 113H184V114H181ZM69 114H68V117H70ZM103 114H105L106 116L104 117ZM109 114H110V116H109ZM43 115L44 116L46 115L47 117L49 115V118L46 119V116H45L44 117L45 119H44L43 118ZM99 115H102V117L100 119H103L104 118L105 120L106 119L108 120V118H109V123H107L108 125L106 124V122H108V121L105 122L104 119L103 120H96V119H99ZM177 115L179 117H177ZM58 116L62 117L63 119L60 118V117H58ZM204 116H205V118H204ZM19 117H22V119H24V120L27 121V123H26V121H25V123H23V120H21V118H19ZM51 117L52 118L55 117V119H52ZM65 117H67V115ZM12 118L13 119L15 118L14 120H16V121H14ZM35 118H36V122H35ZM6 119L8 120V122H7ZM10 119H12V121H10ZM59 119L60 120L62 119L61 122H60ZM211 119H213V118H211ZM18 120L20 122H22V125H23L22 126V131H21V123L18 122ZM52 120H54V121H52ZM55 120H57V122H55ZM173 120H174V122H176V121L177 122L176 123H172ZM2 121H4V122H2ZM97 121H98V123L99 122H102V123L101 124L100 123L98 124V123H96ZM1 122H2V124L5 123L4 125L6 127H4V126L1 127V125H2ZM10 122H12L13 126H12V124ZM14 122L15 123H19L20 126L18 127L17 124L14 125ZM110 122L111 123L113 122V124H111L109 126ZM208 122H209V119H208ZM6 123H8V124L10 123L9 124L10 126L9 125H6ZM95 124H97V125H95ZM25 125H27L26 130L24 128ZM28 125H29V127L30 126L31 127L28 128ZM100 125L102 127L103 126L108 127L107 128V131H108L109 134L107 133V131H106L107 134H105V132H101V131H105L106 127L105 128L104 127L102 128ZM203 125L205 127L206 126L207 127L205 128ZM90 126H92L93 128L90 127ZM98 126H100V127L97 129L96 127H98ZM179 126H180V128H179ZM194 126H196V127H194ZM197 126H199V127H197ZM3 128H5V129L2 130ZM18 128H19V130H18ZM90 128H92V130L96 128L95 130H97L98 132H96L95 134H99L98 136H100V133H102L104 135V136H102L103 138L102 137L100 138L97 135H95L94 134L95 131L92 133L91 132L92 130ZM101 128L104 129V130H102ZM243 128H244V125H243ZM100 129H101V131H100ZM175 129H176V131H175ZM110 130H112V132ZM182 130L185 133H183ZM185 130H187V132ZM193 131L195 133H193ZM200 133H202V134H200ZM174 134L177 135V136H174ZM211 134L212 135L215 134L214 137H213V139H212V135ZM105 135H107V136H105ZM113 135L115 136L116 139H114V136ZM95 136L98 137V140L99 139H103L104 142H100V140L99 141H96L97 138L94 141ZM108 136H111V137H108ZM89 137L91 139L93 137L94 139L91 140ZM3 138H4V140H3ZM85 138H87V140L89 138V141L88 142L90 144L93 143V145L91 144V146H93V147L95 146V148H97L96 147V144L97 145L100 144L98 146L99 149L98 150L97 149L95 150L97 152L99 151L98 152V155L100 154V152H103V151L107 150L106 151L107 153L105 152L107 158H105V156L103 157V153H101L100 157L98 155L96 157L94 156L95 158L92 157V156H89V157H91L90 160H89V157H85V159L84 158H80V157H79L80 159L76 158L75 157L76 154L74 155V153H73V155H72V153H71L72 151H68L70 154L67 151H65L67 153V154H65V152H64L65 149L63 150L64 153L62 152L61 148H60V151L61 152H57V151H59V147L57 146L59 144H57V143H60L63 140H65L67 142H70V143H77V142H80V141L84 140ZM104 138H106V141L104 140ZM109 138L112 139V140L110 141ZM191 138H192V140H191ZM194 138H195V140H194ZM107 139H108V141H107ZM201 139L204 140V141H202ZM219 139H221L222 142ZM193 140H194V142H193ZM197 140H200V141H198V143H196ZM209 140H210V142H209ZM58 141H60V142H58ZM190 141H191V143L193 145L190 143ZM119 142H117L118 145H119ZM212 142H214V143H212ZM185 143H187V144H185ZM211 143L213 144L212 146L209 145ZM215 143H216V146H215ZM179 144H180V146H179ZM202 145L203 146L206 145L205 148ZM4 146L7 148V150H6V148ZM55 146H56V148L58 147V149H55ZM102 146L105 148V150L102 149L103 148ZM106 146L109 147V148H107ZM183 146H184V148H183ZM187 146L189 147V149H188ZM110 147H112L113 150H111ZM185 147L188 150L187 152L185 151L186 150ZM198 147H199V149H198ZM202 147H203L204 150H202ZM213 147L215 148V150H214ZM227 147H228V144H227ZM8 148L9 149L11 148V149L8 150ZM51 148H54V149L51 150ZM69 148L70 147H68L67 150H69ZM190 148H191V151H190ZM192 148H193V150L195 149V153L196 154L194 153V151L192 150ZM108 149H110L111 151L109 150L110 151L109 152ZM5 150H6V152H5ZM45 150H47V152ZM55 150H56V152H54ZM208 150H209V152H208ZM3 151H4V153H3ZM8 151H9V156L11 155L10 158L8 156V153H7ZM40 151H42V152H40ZM201 151H203V152H201ZM204 151H205V153H209V154H205ZM43 152L45 154H43ZM111 152H112V157L109 155V158H108V154H111ZM13 153H14V156H13ZM46 153H48L49 155H47ZM60 153H62V154H60ZM38 154H41V155H38ZM191 154H193V155H191ZM231 154L233 155V153H231ZM62 155H65V157H66V155H68V158H67L68 159V162L67 161H64L63 162V160H62L63 157H61ZM69 155L74 156L75 159L72 158L71 156L69 157ZM198 155H196L197 160H198V157H199ZM98 157L99 158H102L103 157V161H102V159H97ZM110 157L113 158V159H110ZM123 157L124 156H122V158ZM71 158L73 159V161L69 163V160H71ZM122 158H120V159L122 160ZM187 158H189V157H187ZM212 158H213L214 161L212 160ZM216 158L217 159L219 158L218 161L215 160ZM230 158L232 159V156ZM58 159H60L61 162ZM63 159L65 160V158H63ZM183 159L185 160V158H183ZM200 160L201 159H199L198 162ZM98 161H100V163ZM186 161H188V160H186ZM186 161H184V163H182V161H180L182 164H185V165L182 166L184 168H180L182 164L179 165L180 164V162H179L178 167L180 166L179 167L180 170L179 169L177 170L175 168L176 170H174L173 172H176V171L177 172H180V171H182V172H193V173H198V174L200 173L199 171H201V170L198 171V170H196V168L197 169H201L202 167L200 168V165L196 162V160L194 162H192V161L191 162L190 161L189 162H186ZM65 162H67V163H65ZM71 163H72V165H69ZM212 163H214V164H212ZM230 163H232V162H230ZM58 164L60 166L62 164V166L65 167V169L62 166L60 168L58 166ZM206 164H207V162L205 163V165ZM188 165L192 169L190 167H188ZM205 165H201V166H205ZM107 167H105V168H107ZM186 167H188V169ZM208 167H209V170H210L211 167L210 166H208ZM67 168H68V170H67V173H66L65 170ZM69 168L71 170L70 172H69ZM190 169H191V171H188ZM214 169L212 171H214ZM232 169H233V167L231 168V170ZM233 171H235V170L233 169ZM233 171H232V173L235 174L236 172H233ZM62 173H63V175H62ZM69 173H70V177H68L69 176ZM107 173L108 172H105L104 171V174L103 175H104L105 178L110 177V173H108V174ZM244 173H245V171H244ZM200 174H204V173L201 172ZM206 174H208V173L206 172ZM210 174H213V173H210ZM235 175L237 177V174H235ZM23 176L25 177V180H24V177ZM27 176L29 178H27ZM56 176H58V177L56 178ZM8 177H9V179H8ZM243 177H244V174H243ZM245 177H246V173H245ZM245 177L242 178L241 181L238 179V181L236 182V184H238L239 187H240L239 190L241 191V199H240V201H241L240 207L241 208H242V205L241 204H242V198H243V192H244V185L246 183ZM11 178L14 181H11L12 180ZM231 178H232V181L233 182L231 181ZM15 179H18V180H15ZM55 179H57V180H55ZM27 180L30 183H28ZM115 180L116 181H121V182L123 181V182L133 183L135 181V178L133 176H129V175H116L115 176ZM62 181H64V183H62ZM166 181H167V178H159V179H157L155 177H149V176H146V178H145V183L147 185H149V186H157L161 182H164L166 184ZM18 182H19V184H18ZM59 182L62 183V186H61V184ZM10 183H12V184H10ZM23 183H24V185H23ZM8 184H10V187H9ZM16 184H18V187H17ZM44 184H45V186H44ZM29 185H31V186H29ZM60 186H61V188H60ZM14 187H15V189H14ZM9 188H11L10 191L12 190V193L9 192ZM19 188H20V190H19ZM58 188H60V190ZM2 190H6V191H3V192H5L4 194H3ZM47 190H48V192H47ZM55 190H57V191H55ZM179 192L181 193L179 195L180 198L183 197V198L186 199V201H187V198H188V200H189L188 202H190L192 205L196 203V204H198V206H196V204H195L196 208H194V210H193V208H191V207H195V206L194 205L192 206L189 203L188 206H191V207H188V208H184L183 209V210L189 211L190 212V215H193V220L192 219H188V220H184V222H180V223L177 224L176 223V219H175L174 221H172L171 226L178 227V228H192L193 221H201V222L206 223V232L202 234L203 238H205V239H206V236L207 237L209 236L211 238L212 235H215L216 238H218V240H219V238L221 240V237H218V234H226V235H232V234H234V231H232L231 229L224 228L223 226H219V225H217L215 223L216 218L218 217V215H221L222 216V213L221 212L224 213V211H223V207H224L223 204L224 203L223 202L227 199V196L228 195H216V194H207V193H199V192H189V191H183L182 192V190L181 191L179 190ZM45 194L47 196H45ZM210 195H211V197H210ZM76 196H79V198L76 197ZM179 196H177V197H179ZM30 197L34 198L35 200L38 199V198H44V199H46V203H41L39 205L38 213L37 212H34V210L37 209V208H35V206H32L28 210L29 212H20L19 210H15V205H25V203L27 202V200H29ZM85 197L86 198L88 197V198L85 199ZM91 197H93V198H91ZM196 197H198L199 199L201 198V200L203 198L204 199L207 198V199H213V200H215V202L217 201L218 203H215L214 202V204H215L214 205V208H217V205L216 204H220L218 206L219 209H217V213H216V209H214L215 212H212L213 210L212 209L210 210V208H209V211H208V207H207L208 205L206 204V202H207L206 200L207 199L205 201H201V203H200V201ZM219 197H221V199H219ZM224 197H226V198H224ZM222 198L225 199V200H223ZM19 200H22V201L19 202ZM74 200L77 201V202H75ZM184 200H183V202H185ZM192 201H193V203H192ZM210 201L211 200H209V202ZM79 202L80 203L81 202H84V204L83 203L80 204ZM86 202H88L89 204L86 203ZM181 202H182V200H181ZM86 204H88L89 206L86 205ZM127 205L128 206H131L132 204L130 205V203H127ZM209 205L212 206L213 204H209ZM183 206H187V204L185 205V203H184ZM199 206H201L200 207L201 210H199ZM240 207H239V215H240ZM97 209H98V211H97ZM171 209H172L171 210V212H172L174 209H177V208L176 207L175 208L172 207ZM178 209H181V208H178ZM195 209H198V210H195ZM218 210H219V212H218ZM87 211L85 209L84 212H87ZM1 212H2V214H1ZM102 215H103V217H106V214L102 213ZM102 219L104 220L105 218H102ZM86 220L87 219L82 218V221H86ZM168 225L169 224H168L167 219H161V221L158 224V227L167 228ZM251 230H250V244L248 242L247 247L245 249V251H246L245 256H246V258H249L250 257V254H249L248 251L251 249V252L254 255V260H256L257 252L255 251L254 246L252 244ZM147 231H148L147 234L150 235L151 238L154 239V237L156 235V231H157L156 226L155 225L147 226ZM50 234H52V235L50 236ZM40 235H41V238H40ZM59 235L61 236V238H62V236H64L63 237L64 239L62 238V241L61 242L62 243L65 242V243H63V244L61 243L62 246H61V244L57 243L58 241L60 242V239H61V238H59V240H58L57 237H59ZM209 237H208V239H209ZM53 238H55V239L52 242V239ZM67 238L68 237H66L65 240H67ZM212 238H214L216 240L215 237H212ZM56 239H57V241H56ZM236 239H237V237H236ZM220 240H219V242H220ZM54 242H56V243H54ZM130 242L131 241H129L127 244H130ZM211 242L213 243V246H214V242L212 241V239H211ZM211 242L209 240V244ZM219 242H216V243L219 244ZM51 243H54V245L55 244L60 245L61 246L60 249L58 248V245H56L57 246L56 248H58V250H55V246H53V244H51ZM66 243H67V245H66ZM90 244L87 243V246L90 247L91 246ZM102 244H103V246H102L103 247V250H106V251H103L102 249L101 250H102V253L105 252V255L106 256H107L106 252L108 251L109 247L115 246V244L113 242H111L110 237L107 238V240H106V238H104V240L102 241ZM63 245H65V247L68 249V251H66V248L63 247ZM84 245H85V243H84ZM153 245L155 246L154 240H153ZM249 245H250V249H249ZM214 247L211 246V248H213V250L218 249V247L217 248L215 247V249H214ZM113 248H116V247H113ZM204 248L202 247V250L200 252L205 251ZM211 248H210V250H211ZM61 249H64V250H61ZM197 250L199 251L200 249L198 248ZM208 250H209V248H208ZM210 250L208 251L209 253L208 252H205V253H207V255L210 254L209 256L212 257V254L211 253H213V251L211 252ZM206 251H207V249H206ZM217 253H219V251ZM69 254H72V255L74 254V256H71V255L69 256ZM90 255L91 256L94 255V259L96 257H98L97 258L98 260H103V256H100V255L97 256L96 255V257H95V254H93V255L90 254ZM106 256H105V258H106L105 261H108V259H107ZM216 256H217V254H216ZM216 256L214 254V256L212 258L213 259V262L216 261L215 260L216 259ZM217 258L219 259L220 258V255L217 256ZM109 263H111V262H109ZM73 264H75V263H73ZM111 264H113V263H111Z\"/></svg>",
    "mask_w": 264,
    "mask_h": 264
},
{
    "label": "crops",
    "instance_id": "3",
    "mask_svg": "<svg viewBox=\"0 0 264 264\" xmlns=\"http://www.w3.org/2000/svg\"><path fill=\"white\" fill-rule=\"evenodd\" d=\"M172 2L177 16L196 45L200 46L208 62L215 69L225 70L227 76L223 78L225 82L222 81V86L226 90L225 85H227L232 93H237V95H233L226 91L230 94L233 102L239 104V99L249 101L261 91L264 93V49L258 50L257 48L258 45L264 43V15L251 17L248 8L249 0H172ZM179 7L183 10V17L202 40L214 62L208 57L193 31L181 19ZM94 76L100 81L116 83L119 86L128 84L151 88L146 78L134 79L113 73ZM91 78L93 79V77ZM256 131L254 145L257 153L264 160V134L259 135V128ZM116 175L133 176L135 178L133 183L117 182L136 187H148L145 178L149 176L157 179L167 178L166 184L161 182L156 186L164 190L169 188L216 195H235L240 189L238 184L230 183L223 176L193 172H174L171 177L161 174L150 176L148 170L135 168L117 171ZM172 214L177 218V224L191 218L190 212L187 210L174 209ZM114 215L119 219L111 227V242L127 244L131 241L130 244L145 247L153 245L155 237L153 239L147 234V226L155 225L158 228L161 219H154L149 224L131 223L126 208L115 209ZM107 216L108 214L103 217L102 213H99L97 220L106 222ZM251 237L257 255L254 260L249 245V260L251 264H264V222L262 220L258 221L257 226L251 230ZM248 242L250 244V241Z\"/></svg>",
    "mask_w": 264,
    "mask_h": 264
}]
</instances>
